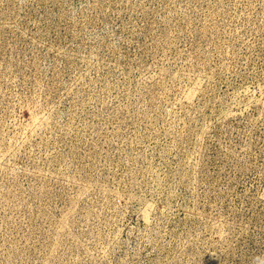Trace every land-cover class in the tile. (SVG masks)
<instances>
[{"label":"rangeland","instance_id":"obj_1","mask_svg":"<svg viewBox=\"0 0 264 264\" xmlns=\"http://www.w3.org/2000/svg\"><path fill=\"white\" fill-rule=\"evenodd\" d=\"M0 264H264V0H0Z\"/></svg>","mask_w":264,"mask_h":264}]
</instances>
